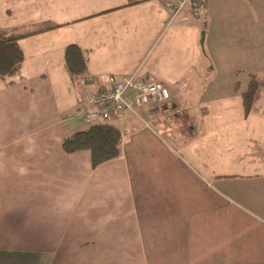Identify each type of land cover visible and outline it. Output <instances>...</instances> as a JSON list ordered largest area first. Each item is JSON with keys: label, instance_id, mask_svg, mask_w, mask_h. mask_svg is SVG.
Returning a JSON list of instances; mask_svg holds the SVG:
<instances>
[{"label": "crops", "instance_id": "0c3cea01", "mask_svg": "<svg viewBox=\"0 0 264 264\" xmlns=\"http://www.w3.org/2000/svg\"><path fill=\"white\" fill-rule=\"evenodd\" d=\"M0 0L22 38L0 76V264H264V0ZM77 44L90 84L65 58ZM170 98L110 123L121 155L97 167L62 139L91 123L85 94L131 74Z\"/></svg>", "mask_w": 264, "mask_h": 264}, {"label": "trees", "instance_id": "16d2710c", "mask_svg": "<svg viewBox=\"0 0 264 264\" xmlns=\"http://www.w3.org/2000/svg\"><path fill=\"white\" fill-rule=\"evenodd\" d=\"M56 27L58 25L54 23H45L30 28H0V76L12 73L24 61L25 55L19 45L22 38ZM65 58L72 76L78 83L87 85L93 81L82 50L77 44L66 47ZM259 87H264V76L252 74L248 88L243 93L246 112L250 110ZM62 147L68 153L89 150L92 166L97 167L121 155L122 132L117 125L110 122L92 123L86 129L64 136Z\"/></svg>", "mask_w": 264, "mask_h": 264}, {"label": "built area", "instance_id": "2783aa9c", "mask_svg": "<svg viewBox=\"0 0 264 264\" xmlns=\"http://www.w3.org/2000/svg\"><path fill=\"white\" fill-rule=\"evenodd\" d=\"M167 7L176 16L189 8L196 17L202 14L201 0H167ZM170 98L168 88L139 74H131L114 81L113 85L101 91L85 94L89 108L90 123L110 122L114 117L131 113L148 125L142 108L151 103H162Z\"/></svg>", "mask_w": 264, "mask_h": 264}]
</instances>
